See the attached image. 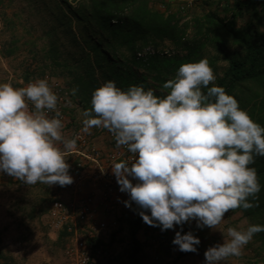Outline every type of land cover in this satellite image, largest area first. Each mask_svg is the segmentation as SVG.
Masks as SVG:
<instances>
[{
	"label": "clouds",
	"instance_id": "clouds-1",
	"mask_svg": "<svg viewBox=\"0 0 264 264\" xmlns=\"http://www.w3.org/2000/svg\"><path fill=\"white\" fill-rule=\"evenodd\" d=\"M216 79L202 58L182 63L163 84L164 95L143 85L124 90L108 80L93 90L91 107L81 112V133L103 127L117 148L124 146L132 154L130 161L114 160L110 166L119 191L129 196L125 207L134 202L143 222L161 231L179 226L172 244L181 252L195 253L201 243L192 231L184 232L185 223L215 228L229 210L257 206L253 201L261 191L257 170L250 165L264 157V126L213 83ZM77 91L75 86L71 94ZM57 103L46 78L23 87L0 83V174L27 185L74 182L65 157L77 150L81 136H64ZM226 232L222 244L206 249L204 264L240 256L264 225L230 226Z\"/></svg>",
	"mask_w": 264,
	"mask_h": 264
},
{
	"label": "rangeland",
	"instance_id": "rangeland-1",
	"mask_svg": "<svg viewBox=\"0 0 264 264\" xmlns=\"http://www.w3.org/2000/svg\"><path fill=\"white\" fill-rule=\"evenodd\" d=\"M173 1L182 4L183 19L181 21L182 23L187 22L186 39L189 41L197 37H194V28L197 25L195 22L204 23L206 15L211 16L212 21L218 23L227 22L229 25L231 21L233 0ZM82 3L84 0H66V2L62 0H0V83L8 82L13 87H23L30 80L46 78L52 91L58 96L57 107H60L64 115L62 131L66 138H72L80 132L82 128L81 112L90 108L88 106H90L91 90L93 89L88 87L86 98L80 94L79 89L76 95H72L71 89L79 85L81 78V80L84 79L83 86L89 82L86 79V67L83 59L89 54V46L100 35L96 27L85 25L87 23L84 24L75 16L74 10ZM161 6L159 2L155 4L156 8L163 9ZM256 9L259 11L257 14H254L250 9L245 10L239 18L232 22V26L237 30H243L245 25L250 24L252 28L264 30V9L260 10V6H257ZM203 39L205 42L199 46L197 52L192 54L187 61L182 60L180 64L207 58L214 74L219 78L227 66L224 55L235 54L238 47L231 42L228 36L225 37L224 43L215 40L211 35ZM156 51L166 57L177 55L178 58L187 53V49L169 40H163L156 47L149 46L138 53ZM121 52L123 56H118L116 61L121 64L122 69L129 67L136 77L143 76L146 90L154 89L157 95H164L168 91L163 88V84L172 79L175 76L174 73H168L169 75L163 79L164 81L155 80L149 71L131 63L132 59L125 48H122ZM121 52L119 53L121 54ZM52 61H56L58 64L54 65ZM94 69L95 79L92 83H95V88L108 80L116 83L114 79L102 77L97 65L94 66ZM25 76H27V80H25ZM116 85L119 87L117 83ZM84 105L87 107L85 108ZM49 115L53 114L50 112ZM106 130L103 127H93L90 134L82 133V135L100 151L106 152L109 147L107 146ZM65 158L72 167L74 157L67 155ZM71 167L69 172L72 176ZM88 169L85 166L78 172L86 175L89 174ZM133 182L135 183V181ZM84 183L90 182L84 181ZM82 187L80 196L84 197L91 208L95 210L90 222L104 224L92 239L85 236L87 245L90 246L92 243L91 251L89 247L87 249L91 254V264H130L127 256L131 248L128 230L132 216L136 212L134 202L132 208L125 207L123 201L128 200L129 196L114 190L113 186L101 188L100 194L96 193L97 195L95 194L93 197L96 199L91 200L90 194L93 190L90 188L84 192V186L82 185ZM71 197L72 193L67 185L48 186L39 182L27 185L7 174H0V253L9 256L14 248L17 250L16 263L10 261V264H24L22 257H26L25 253L32 248V245L36 246V244L38 248L34 246L35 251L44 248L52 257L48 261L49 264H66L65 250L69 245L67 234L63 235L62 246L57 245V247L48 245L45 238L48 237L47 233L50 231L53 233L61 230L52 225L53 217L50 215L52 202L54 200L68 202ZM32 202H35L39 207V217L25 220V215L29 212ZM96 205L99 207H94ZM18 206L22 209L17 210ZM98 213L104 218L96 219ZM249 225L250 222L240 211L232 210L225 213L224 220L215 228L199 229L196 227L195 221L185 223L186 232L192 231L199 237L201 243L197 246V252H185L177 262L172 263L171 261L178 250L177 246L172 244L178 226L175 230L161 231L159 227H153L143 222L137 232L142 243L141 251L137 256L144 263L149 260L151 264H161L163 261L167 262H163L164 264H204V252L208 247L224 242L228 227L243 230ZM101 232H105L103 238L99 237ZM97 234L100 243H97L96 247L102 248L105 252L100 257L94 255L96 247L93 245ZM162 256L163 260H158V257ZM116 257L117 259H115ZM0 263H2L1 259ZM219 264H264L263 243L253 236L249 243L243 247L240 256H230L220 261Z\"/></svg>",
	"mask_w": 264,
	"mask_h": 264
},
{
	"label": "trees",
	"instance_id": "trees-1",
	"mask_svg": "<svg viewBox=\"0 0 264 264\" xmlns=\"http://www.w3.org/2000/svg\"><path fill=\"white\" fill-rule=\"evenodd\" d=\"M62 1L66 2V0ZM157 2L163 9L155 7ZM181 5L173 0H84V3L74 10V14L78 20L83 21L84 24L87 23L85 25L96 27L100 35L89 46V54L83 59L88 76L86 79L89 82L85 81L86 85L83 86L84 79H79L80 94L86 98L88 87L96 89L95 83H92L95 79L94 66L96 65L102 77L116 80L118 86L124 90L130 85H145L143 76L136 77L129 67L122 69L121 64L116 61L123 56L122 48L129 52L133 65L141 66L149 71L153 79L164 81L167 75L176 74L182 60L187 61L197 52L199 46L205 42L204 37L211 35L215 40L224 43L225 37L228 36L238 47V51L231 56L224 55L227 66L222 75L216 79L215 84L224 87L225 91L237 99L240 107L245 109L254 121L264 126V30L252 28L250 24L245 25L243 30H237L232 26V22L245 10L250 9L257 14L259 12L256 9L257 6H260V10L264 9V0H233L229 25L227 22H214L211 16L206 15L204 23L195 22L197 25L194 28V37H197L191 41L186 39L188 25L187 22L181 21L183 19ZM163 40L181 45L187 49L186 55L181 58L177 55L166 57L156 51L147 52L144 57H137L138 52H142L149 46L156 47ZM52 64L58 63L52 61ZM24 78L27 80V76ZM84 107L86 108L87 105ZM250 166L256 168L261 184L258 201H253L257 206L247 210L237 208L232 211H240L250 224L264 225V157L257 156L255 163ZM134 207L136 212L132 216L128 230L131 248L127 256L130 264H141L137 259L141 245L136 235L143 220L138 215V206L134 205ZM183 230L186 232L184 225ZM60 232L66 236L64 229ZM254 237L263 243L264 249V232L256 233ZM184 253L177 250L171 262H177ZM0 259L2 260L0 264H10L9 256L0 253Z\"/></svg>",
	"mask_w": 264,
	"mask_h": 264
},
{
	"label": "built area",
	"instance_id": "built-area-1",
	"mask_svg": "<svg viewBox=\"0 0 264 264\" xmlns=\"http://www.w3.org/2000/svg\"><path fill=\"white\" fill-rule=\"evenodd\" d=\"M57 109L62 113L63 120V112L60 107ZM51 114L54 113L51 112ZM78 134L81 138L77 141V150L68 154L74 157L71 167L74 182L67 185L72 197L68 202L54 200L51 204L50 215L53 217L52 225L64 229L69 239V245L65 250L66 264H91V254L87 249L92 246V243L90 246L87 245L85 236L92 239L104 224L90 222L95 210L84 197L80 196L83 190L82 185L84 181H87L102 189L112 187L117 181L112 174L111 164L114 160L128 159L130 161L132 154L124 146L117 148L115 139L108 130L106 134L109 147L106 152L100 151L82 133L78 132L76 135ZM85 166L91 169L90 173L79 174L78 171L83 170ZM90 195L92 200L94 192ZM103 253L105 252L102 248L97 247L94 250L96 257H100Z\"/></svg>",
	"mask_w": 264,
	"mask_h": 264
},
{
	"label": "crops",
	"instance_id": "crops-1",
	"mask_svg": "<svg viewBox=\"0 0 264 264\" xmlns=\"http://www.w3.org/2000/svg\"><path fill=\"white\" fill-rule=\"evenodd\" d=\"M20 80H22V81H24L23 79H20ZM90 136V135H89ZM108 146V145H107ZM106 146V147H107ZM105 147V146H104ZM90 170L91 169H88V171L87 172H89L90 173ZM90 183H84L83 184V186H84V192H86L87 190H89L90 188L93 190L92 192H94V195L97 193H99L100 194V189H101V187H99V186H96V185H94V184H90ZM41 187H42V185H41ZM111 188V187H110ZM113 188H114V190H116V191H119V186H118V184L116 183L115 185H113ZM96 194V195H97ZM41 196V195H40ZM96 199V197L95 198H93L92 200H95ZM33 203V202H32ZM99 204V203H98ZM20 206V205H19ZM16 207V209L18 210L19 208H21L22 209V207ZM94 207H99V206H94ZM38 209H39V207H37V205H36V203L34 202L33 204H31V206L29 207V212L28 213H26V215H25V217H26V219L25 220H28V219H30V220H32V219H34L36 216H38ZM39 217V216H38ZM37 218V217H36ZM100 218H104V216H102L101 214H97L96 215V219H99L100 220ZM24 221V220H23ZM25 222V221H24ZM32 222V221H31ZM35 222V221H34ZM33 222V223H34ZM30 224V223H29ZM101 235L99 236L100 238H101V236H102V238H103V236H105V232H101L100 233ZM47 235H48V237H46L45 238V241H46V243L48 244V245H55V247H57V245H60V246H62L61 245V243L63 242V240L62 239H64L63 237V233L62 232H60V231H58V232H53L52 233V231H50V233H47ZM98 237V234H97V237L96 238H94V245H93V247H96L97 245V243H100V240L98 239L99 238ZM42 239H43V237H42ZM137 239H138V241H139V243H140V245H141V248H142V243H141V240L139 239V237H138V235H137ZM35 242H37V241H35ZM53 242V243H52ZM35 245H32L31 247L32 248H30V250L28 251V252H26L25 253V256L26 257H22V259H23V262H24V264H49L48 263V261H50L51 259H52V257L45 251V249L43 248L42 250H36L35 251V249L36 248H38V246H37V244H36V248L34 247ZM97 248V247H96ZM17 250L14 248L13 249V251L11 252V253H9V258L11 259V262L13 263H16V258H17V255H16V252ZM90 251H91V247H90ZM27 258V259H26ZM148 258V256L146 257V259ZM163 256L162 257H158V260H163ZM115 259H117V257L115 258ZM137 259H138V261L141 263V264H151V261H146V263H144V261H142V260H140V258L137 256ZM44 262V263H43ZM163 262H165V261H163ZM163 262H161V264L163 263ZM165 263H167V262H165ZM153 264V263H152ZM164 264V263H163Z\"/></svg>",
	"mask_w": 264,
	"mask_h": 264
}]
</instances>
